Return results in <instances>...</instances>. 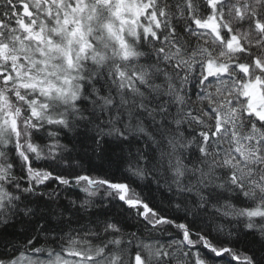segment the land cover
Returning <instances> with one entry per match:
<instances>
[{
	"label": "snow or ice",
	"instance_id": "obj_1",
	"mask_svg": "<svg viewBox=\"0 0 264 264\" xmlns=\"http://www.w3.org/2000/svg\"><path fill=\"white\" fill-rule=\"evenodd\" d=\"M0 264H264V0H0Z\"/></svg>",
	"mask_w": 264,
	"mask_h": 264
}]
</instances>
